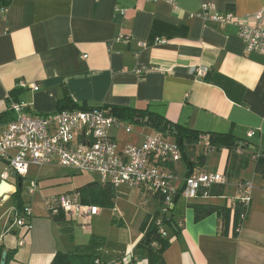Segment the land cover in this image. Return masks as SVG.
<instances>
[{
    "label": "crops",
    "instance_id": "1",
    "mask_svg": "<svg viewBox=\"0 0 264 264\" xmlns=\"http://www.w3.org/2000/svg\"><path fill=\"white\" fill-rule=\"evenodd\" d=\"M174 2L179 11L166 0H10L5 12L0 9V113L16 101L11 96L14 89L20 90L16 102L39 115L56 112L66 92L81 106L149 108L174 123L208 133L233 132L264 149V55L246 50L236 26L222 28L201 17L191 18L203 4H213L216 12L232 11L246 20L264 11V0ZM196 68L208 73L198 78ZM6 125H0V131ZM122 134L121 145L141 144L151 135L141 129L136 137L122 141ZM228 164L227 149L212 151L206 165L194 172H225ZM173 169L182 183L187 177L185 164L181 161ZM7 171L0 174V183ZM70 192L75 191L66 193ZM11 200L2 199L0 212L14 210L5 208ZM194 202L179 197L175 204L176 230L171 226L167 233L171 239L164 253L167 264H264V215L257 208H249L238 236H222L217 214L195 221L190 207ZM151 203L141 208L144 217L153 212L155 201ZM33 205L29 229L11 231L22 233L16 247L4 237L16 220L5 213L0 216L5 264H52L59 252L88 244L71 245L48 215L44 200L43 207ZM114 221L117 232L110 237L85 229L90 236L107 238L102 262L148 264L138 250L143 220L138 230L129 225L133 221Z\"/></svg>",
    "mask_w": 264,
    "mask_h": 264
},
{
    "label": "built area",
    "instance_id": "2",
    "mask_svg": "<svg viewBox=\"0 0 264 264\" xmlns=\"http://www.w3.org/2000/svg\"><path fill=\"white\" fill-rule=\"evenodd\" d=\"M166 1L172 4L175 11H179L174 0ZM7 8L1 10L5 12ZM196 16L222 28L236 26L246 50L264 55V11L243 20L232 11L216 12L213 4H203L199 13L191 14V18ZM157 41L166 43L164 39ZM195 72L198 78H204L208 73L206 68H196ZM20 85L26 87L23 83ZM32 87L38 90L37 86ZM9 108L15 119L0 131V159L8 167L3 180H8L10 172H16L22 179L27 177L31 165L70 168L98 175L102 183L115 188L127 186L146 192L153 198L161 196L163 214L169 213L176 196L191 202L223 199L224 206L230 210L229 234L241 231L252 205V183L240 181L234 195L219 198L211 196L209 192L228 185L225 172H194L181 183L177 171L170 167L182 161L181 149L164 134L157 132L148 135L141 144L121 145L119 133L132 134V125L102 107L39 115L28 110L26 104L12 100ZM252 136L253 132L250 134ZM205 144L209 147L208 139H205ZM44 206L50 217L64 213L67 220L82 221L84 226L89 225L91 217L100 213L98 207L82 204L77 192L45 198ZM238 210H242L240 223L235 227ZM28 215H32L31 208L26 210L23 217L15 218L13 226L8 228L9 232L15 228L25 229ZM158 225L160 234L167 236L168 232L161 227V222ZM219 231H223L221 224ZM23 244L21 241L20 245Z\"/></svg>",
    "mask_w": 264,
    "mask_h": 264
},
{
    "label": "trees",
    "instance_id": "3",
    "mask_svg": "<svg viewBox=\"0 0 264 264\" xmlns=\"http://www.w3.org/2000/svg\"><path fill=\"white\" fill-rule=\"evenodd\" d=\"M10 6V0H0V9H5ZM19 89H14L11 96L17 100ZM10 107V105H9ZM110 114L121 118L123 121L139 125H148L156 132L164 134L166 138L170 137L175 140L182 152V162L187 169V176L194 172L198 167H204L208 161V155L197 153L199 146H203L208 154L212 151H220L227 149L229 151V164L225 171L228 178L238 177L242 169H244L250 159L255 160L256 173L264 177V149L255 147H244V144L250 141L236 137L233 132L219 133V132H202L196 129L180 125L162 117L149 108L146 109H132L122 106H103ZM76 109H91L77 104L73 101L68 93H64L63 97L58 102L57 111L76 110ZM15 119L13 111L9 108L7 111L0 113V125L10 123ZM205 139H208L209 147L205 144ZM243 143V144H242ZM242 144V145H241ZM175 165H171L174 168ZM226 187H217L212 189L209 193L213 197H221L225 195ZM116 188L110 184L94 182L78 188L75 192L80 194L81 202L84 205L94 206L98 208H115L114 200L116 198ZM22 182L18 191L11 196L14 200L15 217H23L27 208L26 202L21 197ZM155 204L152 213H148L140 224V232L142 239L138 244L140 250L147 257L148 264H167L164 260V253L171 244V239L168 236L160 234V226L167 232L171 230V223L168 221V213H162L163 198L161 196L155 197ZM190 207L194 210L195 221L199 222L204 218L217 214L220 217V223L223 226V231L220 232L222 236H228L230 231V210L224 205L211 203L205 200L190 203ZM242 210H238L235 227L240 223V214ZM173 217V215H172ZM54 223L60 226L63 230L70 232L72 226L78 222L67 220L64 213H59L56 216L50 217ZM161 219V220H159ZM31 215H28V223L25 230L31 226ZM244 223V222H243ZM176 230V228L174 229ZM234 236H238L235 233ZM106 240L102 236L92 235L89 243L78 250L69 252H59L53 259L52 264H107L102 262L103 249ZM4 249L0 247V264L2 261ZM122 264L120 261L119 263Z\"/></svg>",
    "mask_w": 264,
    "mask_h": 264
},
{
    "label": "rangeland",
    "instance_id": "4",
    "mask_svg": "<svg viewBox=\"0 0 264 264\" xmlns=\"http://www.w3.org/2000/svg\"><path fill=\"white\" fill-rule=\"evenodd\" d=\"M132 125L133 133L132 134H122V141H129L130 139L137 136V132H140L141 129L147 130L152 135H154V129L148 125ZM139 130V131H138ZM170 141V140H169ZM199 154L208 155V151L204 150L203 146H199L198 149ZM8 170L7 164L0 159V174ZM228 185L225 189V196L227 193H231L233 195L235 193V184L240 181L251 182L253 186L252 190V205L260 212V215H264V177L255 171V160L250 159L248 165L242 169L238 177L228 178ZM8 182L12 185L18 184L17 178H13L11 176L8 179ZM94 182H101V178L98 175L90 174V173H81L75 171L70 168H63L60 166H44L39 167L35 165H31L29 169V174L27 177L22 179V192L21 197L27 204V208H31L32 204L35 206L43 207V200L48 197L58 196L59 194H64L68 191H75L78 188L86 186L88 184ZM30 190H33V193H30ZM155 201L153 196L148 193H142L139 190L131 189L128 187L117 188L116 190V198L114 200L116 209L112 208H103L98 215L91 217V225L84 226L78 224H74L70 232H65L69 239L71 245L76 247L81 243L86 244L90 241V231L85 230L86 228H92L94 231H100L104 233L103 235L110 237L112 234L117 232V229L113 228L115 226L114 220H126L130 226H134L136 230H138L139 221L143 220L144 216L141 208L144 210L148 208L149 203ZM224 202L223 199H216L213 201L215 204H222ZM33 205V206H34ZM14 207V200L12 199L9 203L6 204V209ZM37 210V209H36ZM8 211V210H7ZM13 220L15 217L14 210H10L8 213L6 210H2L0 212V216L4 214ZM32 218V217H31ZM141 224V223H140ZM140 227V225H139ZM22 230H25L21 228ZM4 232V231H3ZM85 232H87L86 238H83ZM106 233V234H105ZM4 237L8 240L11 245L16 247L17 243H19V239L22 237L21 234H13L9 231L4 233ZM101 235L106 240L107 238ZM105 248V247H104ZM76 249V248H74ZM140 253H142L140 251Z\"/></svg>",
    "mask_w": 264,
    "mask_h": 264
},
{
    "label": "water",
    "instance_id": "5",
    "mask_svg": "<svg viewBox=\"0 0 264 264\" xmlns=\"http://www.w3.org/2000/svg\"><path fill=\"white\" fill-rule=\"evenodd\" d=\"M243 144V143H242ZM241 144V145H242ZM244 147L248 148L250 147L251 149H255V146L253 144L246 143L244 144ZM11 176L13 178H17L18 184L17 185H12L6 180H2L0 183V202L2 199H4L6 196H12L18 191V188L21 186L22 178L17 175L16 172H12ZM179 196H176L174 199V204L171 206L170 211L168 213V221L171 223L172 222V215L173 211L175 208V204L178 202ZM171 226L175 228L174 223H171ZM6 252L3 253V261L1 264H5V259H6Z\"/></svg>",
    "mask_w": 264,
    "mask_h": 264
}]
</instances>
